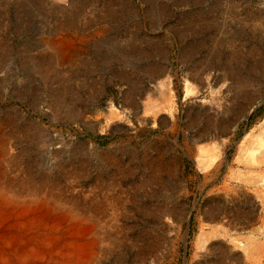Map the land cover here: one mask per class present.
Listing matches in <instances>:
<instances>
[{
  "label": "rangeland",
  "instance_id": "374dc122",
  "mask_svg": "<svg viewBox=\"0 0 264 264\" xmlns=\"http://www.w3.org/2000/svg\"><path fill=\"white\" fill-rule=\"evenodd\" d=\"M263 129L264 0H0V188L90 216L91 264H264Z\"/></svg>",
  "mask_w": 264,
  "mask_h": 264
},
{
  "label": "bare ground",
  "instance_id": "6f19581e",
  "mask_svg": "<svg viewBox=\"0 0 264 264\" xmlns=\"http://www.w3.org/2000/svg\"><path fill=\"white\" fill-rule=\"evenodd\" d=\"M44 44L48 46V48L55 50L57 56L63 59L62 60L63 63L64 61L67 62V58L69 55L68 53L73 52V50L70 49L71 47L70 44L65 42L64 37L59 38L57 41L53 43L44 42ZM73 49H74V53L77 52L75 48ZM193 92L194 90L189 85H187L186 93H185L186 97L193 94ZM163 93L165 92L163 91ZM166 96L165 97L168 98V94H166ZM114 101H112L113 103L110 102L109 110L107 111V115L111 120L120 119L122 116V112L120 110L121 108L119 109V107H117L114 104ZM166 104H167V107L170 109L168 111H171V109L173 108L172 99H169L166 102ZM145 109H144V112H145ZM144 112H142V114ZM102 116H104V114ZM95 117L97 118V116ZM106 122H109V121H106ZM105 125H107V128H109L108 127L109 124H105ZM261 142H264V139ZM254 156H255V153H252L251 158H253ZM198 158L200 160L199 164L200 165L202 164V166L206 165L207 167L208 165L210 166V163L211 164L213 163L214 161L213 159L215 157L211 159V155L209 154L207 156L203 155V157L199 156ZM85 215H83L82 212L80 213L79 211H77L76 208L72 206L70 210L68 209L62 210L61 208H59V206H56L52 201H49L48 199L26 200L22 198L20 199L15 198V197L10 196L7 192H5V190L0 188V264H91L92 261L96 258L97 254L99 253L98 245H99L100 239H99L98 230H97L98 224H96L95 221L90 216H85ZM262 245L264 246V243L261 244V246ZM260 259H261V255H260Z\"/></svg>",
  "mask_w": 264,
  "mask_h": 264
},
{
  "label": "crops",
  "instance_id": "0c3cea01",
  "mask_svg": "<svg viewBox=\"0 0 264 264\" xmlns=\"http://www.w3.org/2000/svg\"><path fill=\"white\" fill-rule=\"evenodd\" d=\"M263 204H264V198H263ZM262 206H264V205H262ZM263 210H264V208H263Z\"/></svg>",
  "mask_w": 264,
  "mask_h": 264
}]
</instances>
